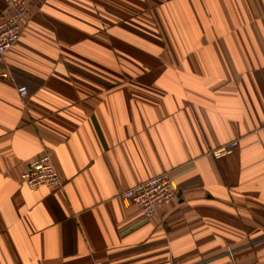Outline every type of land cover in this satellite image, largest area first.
<instances>
[{
    "label": "crops",
    "instance_id": "crops-1",
    "mask_svg": "<svg viewBox=\"0 0 264 264\" xmlns=\"http://www.w3.org/2000/svg\"><path fill=\"white\" fill-rule=\"evenodd\" d=\"M6 66L0 264H264V0H32ZM163 171L147 219L120 194Z\"/></svg>",
    "mask_w": 264,
    "mask_h": 264
},
{
    "label": "built area",
    "instance_id": "built-area-1",
    "mask_svg": "<svg viewBox=\"0 0 264 264\" xmlns=\"http://www.w3.org/2000/svg\"><path fill=\"white\" fill-rule=\"evenodd\" d=\"M32 0H4L5 9L0 12V80L9 79L6 54L18 41L22 26L27 22L28 7ZM20 96L25 97V86L17 87ZM236 142L214 152L219 156L230 151ZM20 182L31 189L45 186L57 188L62 179L49 154L31 161L21 173ZM176 183L170 171H163L149 179L139 181L121 192L125 202L140 208L141 214L149 219L157 210L170 203L176 195Z\"/></svg>",
    "mask_w": 264,
    "mask_h": 264
}]
</instances>
